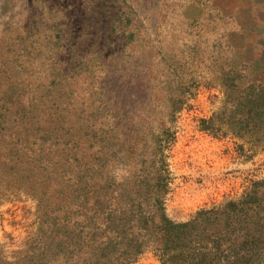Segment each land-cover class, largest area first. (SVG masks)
<instances>
[{"label":"rangeland","instance_id":"374dc122","mask_svg":"<svg viewBox=\"0 0 264 264\" xmlns=\"http://www.w3.org/2000/svg\"><path fill=\"white\" fill-rule=\"evenodd\" d=\"M261 78L264 0H0V264H264Z\"/></svg>","mask_w":264,"mask_h":264},{"label":"trees","instance_id":"16d2710c","mask_svg":"<svg viewBox=\"0 0 264 264\" xmlns=\"http://www.w3.org/2000/svg\"><path fill=\"white\" fill-rule=\"evenodd\" d=\"M252 82L254 84H260L259 89L262 90L264 95V78L255 79ZM263 209L264 208L261 207V205H257L256 210H254L256 214L254 215H257L258 217L259 212ZM235 211L236 210L230 207L229 210H226L222 214L225 216L220 218L219 215L222 212L219 209L214 208L208 210L207 213L209 214V217L208 219H206V221H204L205 231H209V228H212L213 226H219V230L216 231V235L214 237L213 234L210 233L207 237V241H204L205 244L199 245L200 250H198V253L202 256L204 260L207 261L211 257H217L218 255L221 257L226 251H233V242H236L237 238L239 237V233H236V229L233 226V223L236 219V216L234 215V213H236ZM203 212L205 213V210L199 212L198 216ZM254 215L250 217V224H254L258 228H260L261 226L259 225V219L257 217H254ZM198 216L186 223H174L163 213L160 215V222H157V224L154 223V227H152L153 231H149L154 232L155 230H158V233L161 232V234L158 236V239H162L164 243V251H173L171 255V260H173L175 264H186L185 260L181 256H183L185 251L189 253H192V251H194V248L191 246V244L195 239L192 238V234L189 232L188 228L198 221ZM141 228V231L144 232V230H147V228L149 227H145L142 225ZM212 237L213 239H211ZM248 238H250L249 235L246 236L245 240H248ZM251 239L252 243L255 244L262 240L261 237L256 236L252 237ZM147 242H149V240H147L145 244ZM210 244H212L211 247L209 246ZM225 244L229 245L224 247L223 245ZM143 248L144 246H142V243L137 246V250H142ZM225 264H235V261L231 262L229 260H226Z\"/></svg>","mask_w":264,"mask_h":264}]
</instances>
